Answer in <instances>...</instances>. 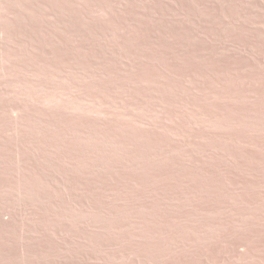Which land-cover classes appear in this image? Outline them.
I'll return each instance as SVG.
<instances>
[{
    "label": "rangeland",
    "instance_id": "1",
    "mask_svg": "<svg viewBox=\"0 0 264 264\" xmlns=\"http://www.w3.org/2000/svg\"><path fill=\"white\" fill-rule=\"evenodd\" d=\"M6 1L0 264H264V0Z\"/></svg>",
    "mask_w": 264,
    "mask_h": 264
},
{
    "label": "bare ground",
    "instance_id": "2",
    "mask_svg": "<svg viewBox=\"0 0 264 264\" xmlns=\"http://www.w3.org/2000/svg\"><path fill=\"white\" fill-rule=\"evenodd\" d=\"M1 1V0H0ZM4 1V0H3ZM6 1V0H5ZM7 2V1H6Z\"/></svg>",
    "mask_w": 264,
    "mask_h": 264
}]
</instances>
